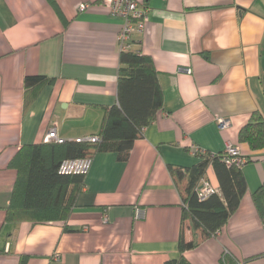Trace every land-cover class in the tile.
<instances>
[{
    "label": "crops",
    "instance_id": "obj_1",
    "mask_svg": "<svg viewBox=\"0 0 264 264\" xmlns=\"http://www.w3.org/2000/svg\"><path fill=\"white\" fill-rule=\"evenodd\" d=\"M144 4V31L128 44L154 64L161 111L127 161L92 155L65 222L32 224L6 222L16 180L10 163L53 128L64 141L98 136L103 109L117 103L123 20L103 0H0V264H166L180 257L182 231L198 244L183 254L188 264H220L225 253L235 264H264V224L251 198L264 185V155L238 143L253 113L264 120V0ZM81 5L88 8L79 12ZM37 75L54 81L26 108L24 78ZM217 118L229 126L219 129ZM192 146L212 154L232 146L254 158L242 167L247 192L215 238L187 223L182 229L168 167L197 164ZM207 179L217 187L211 169Z\"/></svg>",
    "mask_w": 264,
    "mask_h": 264
},
{
    "label": "trees",
    "instance_id": "obj_2",
    "mask_svg": "<svg viewBox=\"0 0 264 264\" xmlns=\"http://www.w3.org/2000/svg\"><path fill=\"white\" fill-rule=\"evenodd\" d=\"M129 45V44H128ZM264 57V46L261 51ZM116 105L103 109L104 115L96 143L65 140L63 143H41L22 146L10 163L16 180L6 210V222L28 221L32 224L66 221L75 199L84 185L82 175H61L59 164L67 159L83 158L94 153H115L120 162L127 161L135 141L142 136L162 109V91L158 73L150 57L129 48L119 55ZM45 76L24 78V106L29 107L40 90L53 83ZM238 143L248 147L250 155H264V120L253 113L238 133ZM199 162L189 168L168 167L182 201V229L187 223L192 232L199 231L204 239L215 238L237 211L247 192L242 167L254 158L243 157L245 163L231 164L226 151L218 154L194 153ZM211 169L216 181L215 192L204 201L196 189L207 179ZM258 216L264 224V185L251 196ZM66 231L68 229L66 228ZM198 244L185 242L183 231L178 241V260L166 264H188L186 251ZM236 262L224 254L220 264Z\"/></svg>",
    "mask_w": 264,
    "mask_h": 264
},
{
    "label": "built area",
    "instance_id": "obj_3",
    "mask_svg": "<svg viewBox=\"0 0 264 264\" xmlns=\"http://www.w3.org/2000/svg\"><path fill=\"white\" fill-rule=\"evenodd\" d=\"M145 0H103V3L108 8L109 14L114 17H119L123 20V24L119 34L117 35V42L120 46V51L128 50L130 36L135 33H141L144 31L148 8L144 4ZM88 8L87 5H81L78 8L79 12H83ZM186 73L190 74V70H184ZM216 123L218 128L223 130L229 126V121L221 118L216 119ZM76 142H88V143H96L99 141L97 136L76 139ZM63 143L64 140L61 139L55 130V128L51 129L44 138V143ZM192 153H200L204 154V150L192 146L190 148ZM228 153L229 161L231 164L243 165L245 163L242 158L240 151L236 147L228 146L225 150ZM92 164V156L87 155L83 158L78 159H67L62 161L58 167V173L61 175H82L86 176L90 170ZM198 194V199L200 201H204L210 195L215 192V189L211 186V184L207 180H202L198 184V188L196 189ZM143 217V213L140 210L135 211V218L141 219ZM103 220L106 223L108 221L107 215L103 216Z\"/></svg>",
    "mask_w": 264,
    "mask_h": 264
}]
</instances>
